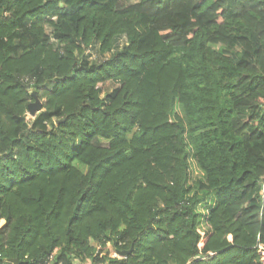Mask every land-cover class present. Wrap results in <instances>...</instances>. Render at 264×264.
Listing matches in <instances>:
<instances>
[{
  "label": "trees",
  "instance_id": "trees-1",
  "mask_svg": "<svg viewBox=\"0 0 264 264\" xmlns=\"http://www.w3.org/2000/svg\"><path fill=\"white\" fill-rule=\"evenodd\" d=\"M258 243L264 0H0V264H260Z\"/></svg>",
  "mask_w": 264,
  "mask_h": 264
},
{
  "label": "rangeland",
  "instance_id": "rangeland-1",
  "mask_svg": "<svg viewBox=\"0 0 264 264\" xmlns=\"http://www.w3.org/2000/svg\"><path fill=\"white\" fill-rule=\"evenodd\" d=\"M138 0H128V3H134V2H137ZM124 42V39L123 37H119L116 41H115V46L113 48V51H115L117 48H120L122 46ZM96 55V56H95ZM107 55H99L98 53H94L93 54V58H91V61H96L97 60H102L104 58H106ZM97 57V58H96ZM29 84V81H27ZM114 86H116L114 83L112 82H108L106 83L104 86H103V91H109L111 90ZM31 88V87H29ZM191 163V173H192V178H196L198 176L201 175V172L198 170V168L196 167L195 163L191 160L190 161ZM209 202L207 203H201L199 204V206L197 207V210L201 213V216H200V222H199V228H201V230L207 228V223H206V219H205V216H206V213L208 211V207H209ZM109 249L111 250V254L114 252L113 248L111 246H109ZM89 264V263H88Z\"/></svg>",
  "mask_w": 264,
  "mask_h": 264
},
{
  "label": "water",
  "instance_id": "water-1",
  "mask_svg": "<svg viewBox=\"0 0 264 264\" xmlns=\"http://www.w3.org/2000/svg\"><path fill=\"white\" fill-rule=\"evenodd\" d=\"M30 95L33 98V101L28 104V111H29V115L33 117L34 115H36L38 111L42 109L43 104L41 100L38 98V96L36 95L34 89H30ZM130 251L131 249L120 251L119 255L125 256L129 254ZM13 264H18L17 259L13 260Z\"/></svg>",
  "mask_w": 264,
  "mask_h": 264
},
{
  "label": "built area",
  "instance_id": "built-area-1",
  "mask_svg": "<svg viewBox=\"0 0 264 264\" xmlns=\"http://www.w3.org/2000/svg\"><path fill=\"white\" fill-rule=\"evenodd\" d=\"M256 250H257V254L259 256L260 264H264V244L263 243H258L256 245ZM111 256L116 257V256H120V255H119V252L118 253L117 252H113L111 254Z\"/></svg>",
  "mask_w": 264,
  "mask_h": 264
},
{
  "label": "crops",
  "instance_id": "crops-1",
  "mask_svg": "<svg viewBox=\"0 0 264 264\" xmlns=\"http://www.w3.org/2000/svg\"><path fill=\"white\" fill-rule=\"evenodd\" d=\"M230 238V237H229ZM73 264H82L80 263L78 260H74V263ZM86 264V263H85Z\"/></svg>",
  "mask_w": 264,
  "mask_h": 264
}]
</instances>
